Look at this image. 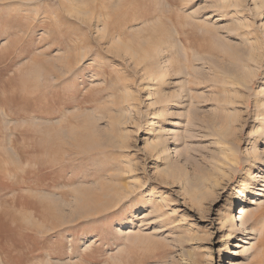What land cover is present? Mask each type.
Segmentation results:
<instances>
[{
    "label": "rangeland",
    "instance_id": "1",
    "mask_svg": "<svg viewBox=\"0 0 264 264\" xmlns=\"http://www.w3.org/2000/svg\"><path fill=\"white\" fill-rule=\"evenodd\" d=\"M261 113L264 0H0V264H264Z\"/></svg>",
    "mask_w": 264,
    "mask_h": 264
},
{
    "label": "bare ground",
    "instance_id": "2",
    "mask_svg": "<svg viewBox=\"0 0 264 264\" xmlns=\"http://www.w3.org/2000/svg\"><path fill=\"white\" fill-rule=\"evenodd\" d=\"M194 86V85H193ZM262 114V113H261ZM262 115H264V114H262ZM264 125V117H263V119L261 120V121H259V125L258 126H263ZM255 132V131H254ZM223 134V133H222ZM221 137V136H220ZM254 137V136H253ZM257 137L258 136H256V137H254V139H256L257 140ZM221 138H223V137H221ZM223 145V144H222ZM153 146V145H152ZM158 147V146H157ZM224 151V150H223ZM223 154H225L224 152H223ZM254 153H252V155H253ZM255 155V154H254ZM259 156V155H258ZM225 157V156H224ZM227 157V156H226ZM260 157V156H259ZM253 161V160H252ZM264 163V162H263ZM239 163L237 162V164L236 165H238ZM252 165V164H251ZM251 165H249V166H251ZM239 166V165H238ZM214 173V172H213ZM261 190V189H260ZM256 201V200H255ZM255 201H253V203H255ZM86 206V205H85ZM251 209V208H250ZM248 208H246V207H243V206H241L240 207V211H239V215H238V217H237V221H240V223L242 224V223H244V222H246V219H247V216H248ZM250 216L252 215V217L253 216H255V213L253 212V211H250V214H249ZM258 216H256V218H257ZM254 218V217H253ZM248 219H250L249 217H248ZM262 219V218H261ZM261 221V220H260ZM257 223V222H256ZM231 255H233V252H232V254ZM230 264H236V263H234V262H232L231 261V263Z\"/></svg>",
    "mask_w": 264,
    "mask_h": 264
}]
</instances>
